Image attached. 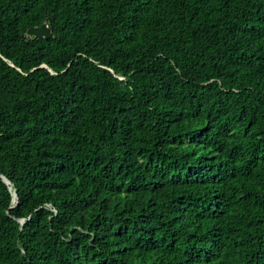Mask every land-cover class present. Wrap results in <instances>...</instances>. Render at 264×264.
<instances>
[{"label":"trees","instance_id":"16d2710c","mask_svg":"<svg viewBox=\"0 0 264 264\" xmlns=\"http://www.w3.org/2000/svg\"><path fill=\"white\" fill-rule=\"evenodd\" d=\"M0 264H264V0H0Z\"/></svg>","mask_w":264,"mask_h":264},{"label":"water","instance_id":"95a60500","mask_svg":"<svg viewBox=\"0 0 264 264\" xmlns=\"http://www.w3.org/2000/svg\"><path fill=\"white\" fill-rule=\"evenodd\" d=\"M26 34L28 36H39V37H50L52 35V31L50 26L48 25L47 22L43 23L40 26H34L31 27L27 30ZM7 183H10V181L7 178H4ZM14 198H13V203L18 202L19 197L16 192V190L13 191Z\"/></svg>","mask_w":264,"mask_h":264}]
</instances>
